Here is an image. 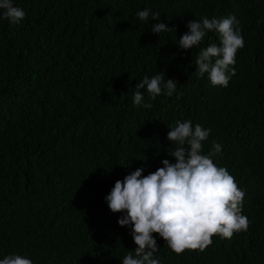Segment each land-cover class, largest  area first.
<instances>
[{
  "label": "trees",
  "instance_id": "trees-1",
  "mask_svg": "<svg viewBox=\"0 0 264 264\" xmlns=\"http://www.w3.org/2000/svg\"><path fill=\"white\" fill-rule=\"evenodd\" d=\"M25 12L0 19V258L34 264H121L136 245L104 196L138 167H162L169 127L210 128L219 166L245 192L246 231L214 234L203 251L176 254L158 234L162 264H264V0H13ZM149 8L172 29L151 32ZM234 14L244 47L227 87L195 70L199 48L180 49L189 20ZM175 42V43H174ZM219 45L209 32L200 47ZM165 73L171 96L135 106V84ZM174 147V145H173Z\"/></svg>",
  "mask_w": 264,
  "mask_h": 264
},
{
  "label": "clouds",
  "instance_id": "clouds-1",
  "mask_svg": "<svg viewBox=\"0 0 264 264\" xmlns=\"http://www.w3.org/2000/svg\"><path fill=\"white\" fill-rule=\"evenodd\" d=\"M24 17V10L13 0H0V19L16 25ZM136 17L142 22L158 21L151 25V32L157 35L174 29L159 22L160 14L147 7L138 10ZM239 24L234 14L211 19L205 16L187 21V31L178 38L180 49L199 48L196 73L199 77L206 75L213 86L227 87L236 73V54L245 44ZM209 32L218 35L219 45L200 47ZM164 76L165 73H157L140 79L134 86V105L151 107L145 102L144 91L152 100L161 94L171 97L177 90V81L165 80ZM169 129L167 153L175 162L163 159V166L147 175H143V167H138L122 180L117 179L104 196L109 210L121 213L117 223L130 229L136 245L121 264H162L154 233L164 239L170 250L180 254L185 249L203 251L212 243L214 234L231 238L234 232L248 229L249 220L242 215L245 192L216 160L222 145L213 141L208 153H203V142L208 140L211 129L200 124L193 126L191 120H177ZM0 264L34 262L27 254L10 252L0 258Z\"/></svg>",
  "mask_w": 264,
  "mask_h": 264
}]
</instances>
